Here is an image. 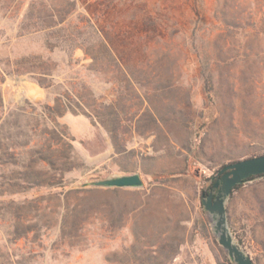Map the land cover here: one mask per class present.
I'll use <instances>...</instances> for the list:
<instances>
[{"label": "rangeland", "instance_id": "1", "mask_svg": "<svg viewBox=\"0 0 264 264\" xmlns=\"http://www.w3.org/2000/svg\"><path fill=\"white\" fill-rule=\"evenodd\" d=\"M0 97V264H233L200 194L264 154V0H0ZM39 138L68 160L6 148ZM131 173L117 197L81 188ZM225 208L264 264V177Z\"/></svg>", "mask_w": 264, "mask_h": 264}, {"label": "water", "instance_id": "2", "mask_svg": "<svg viewBox=\"0 0 264 264\" xmlns=\"http://www.w3.org/2000/svg\"><path fill=\"white\" fill-rule=\"evenodd\" d=\"M264 174V155L254 156L235 161L221 167L217 176L221 175L212 185V190L217 189L213 195L210 192L205 196L201 192V205L213 221V232L218 244L225 250L233 264H254L251 257L245 253L233 240L229 232L226 219L225 203L233 188L242 184L250 176ZM144 183L139 173L111 176L103 179L83 183L81 188L96 189H141Z\"/></svg>", "mask_w": 264, "mask_h": 264}, {"label": "trees", "instance_id": "3", "mask_svg": "<svg viewBox=\"0 0 264 264\" xmlns=\"http://www.w3.org/2000/svg\"><path fill=\"white\" fill-rule=\"evenodd\" d=\"M39 85L43 86L45 88H49V85L48 86L44 85V83L41 81H39ZM45 109L48 111L47 113H49L52 116V118L50 117V121L56 123L55 118L61 117L62 114L68 110V107L67 106L63 107L62 105H59V103H55L54 106H46ZM2 116H3V107H2L1 97H0V145L1 146H2L1 142H3L4 140L10 139V136H8V133L4 132L5 122H4ZM7 131H10V128H8ZM67 140H65L66 142H64V143L67 146H71V144ZM60 147H61V145H58V143H53L51 141V139H45V138H39L37 140H32V139L30 140L29 139V141H26L24 143H17V142L15 143V142L11 141V144L8 147L6 146V148L9 149L10 156L15 158L16 161L20 160V157H21L22 152L24 150L34 149V153H36V155H38V158L36 160V164L37 165L39 164L38 166H40V167L42 166L41 168H44L45 164L51 165L52 163H55L58 160H63V159L65 161L68 160L67 156L62 157L59 154V148ZM61 165H63V164H61ZM10 166H12L14 168L22 169V171L24 169L26 170V168H29L27 166H24L23 164L21 165L20 161H19V163L18 162H12V163H10ZM34 168H36V167H30L29 170L34 171ZM187 169L190 170L189 165H187ZM43 175L44 174L41 172L37 173V176L40 179ZM259 177H264V174L248 177L247 179H245L243 181L242 184L236 185L233 188L232 192L235 190H238L245 182L252 181V180L259 178ZM0 178H3V177L0 175ZM15 179L20 180L17 177ZM40 179H38V181H32L29 178H25L22 180V182L27 183L30 186H43V185L52 186L51 183H46V181H42ZM211 185H212V182H211ZM211 185H210V187H211ZM96 191H98L99 193H102V194H108L109 193V194L117 197L120 195V193L123 191V189H95V192ZM13 193H16V192H14V191L12 193L9 192V194H13Z\"/></svg>", "mask_w": 264, "mask_h": 264}, {"label": "flooded vegetation", "instance_id": "4", "mask_svg": "<svg viewBox=\"0 0 264 264\" xmlns=\"http://www.w3.org/2000/svg\"><path fill=\"white\" fill-rule=\"evenodd\" d=\"M221 175L217 176L215 175L214 177L211 178V182H212V185L215 183V181L220 177ZM212 185L211 187H208L206 189H203V191H205V196L207 194H209L210 192H213V195H215L217 193V189H214L212 190ZM202 192V191H201ZM200 197H201V194H200ZM202 199V198H201Z\"/></svg>", "mask_w": 264, "mask_h": 264}]
</instances>
